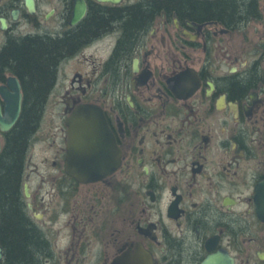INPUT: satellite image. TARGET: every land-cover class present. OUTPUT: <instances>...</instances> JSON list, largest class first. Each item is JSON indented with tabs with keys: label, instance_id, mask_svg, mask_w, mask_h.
Masks as SVG:
<instances>
[{
	"label": "flooded vegetation",
	"instance_id": "af4514ba",
	"mask_svg": "<svg viewBox=\"0 0 264 264\" xmlns=\"http://www.w3.org/2000/svg\"><path fill=\"white\" fill-rule=\"evenodd\" d=\"M168 1L82 0L72 25L76 0H0V54L67 38L92 10L156 7L133 42L112 19L56 67L19 192L46 246L39 264H264V0H189L225 11L205 15ZM17 92L22 105V80L3 68L2 115ZM84 105L119 150L93 181L66 164V122ZM0 264H12L2 244Z\"/></svg>",
	"mask_w": 264,
	"mask_h": 264
},
{
	"label": "trees",
	"instance_id": "16d2710c",
	"mask_svg": "<svg viewBox=\"0 0 264 264\" xmlns=\"http://www.w3.org/2000/svg\"><path fill=\"white\" fill-rule=\"evenodd\" d=\"M168 2L188 7L190 12L201 15L225 12L220 5L209 3L198 5L189 0ZM155 8H134L126 19L118 18L121 15L115 12L92 10L83 25L71 31L67 38L26 37L12 41L0 54V72L5 67L12 68L22 80L26 93L20 117L5 135L0 154V244L12 264H39L40 256L46 251L44 242L25 219L19 192L28 145L44 111V99L52 87L62 56L70 52L78 41L105 29L112 19L123 24L126 42H133Z\"/></svg>",
	"mask_w": 264,
	"mask_h": 264
},
{
	"label": "water",
	"instance_id": "95a60500",
	"mask_svg": "<svg viewBox=\"0 0 264 264\" xmlns=\"http://www.w3.org/2000/svg\"><path fill=\"white\" fill-rule=\"evenodd\" d=\"M84 10L82 0H76L73 22L82 17ZM16 96L17 101L7 103L3 115L0 111V131H8L19 117L21 95L17 92ZM66 125L69 131L66 161L68 173L78 179H97L116 168L115 150H112L108 158V136L98 109L81 106L70 115ZM210 262L207 260L205 264Z\"/></svg>",
	"mask_w": 264,
	"mask_h": 264
},
{
	"label": "rangeland",
	"instance_id": "374dc122",
	"mask_svg": "<svg viewBox=\"0 0 264 264\" xmlns=\"http://www.w3.org/2000/svg\"><path fill=\"white\" fill-rule=\"evenodd\" d=\"M50 90H51V88H50ZM54 108H55V105H53L52 102L49 104L44 103V111H43L42 115L45 117L48 116L50 113H52Z\"/></svg>",
	"mask_w": 264,
	"mask_h": 264
}]
</instances>
